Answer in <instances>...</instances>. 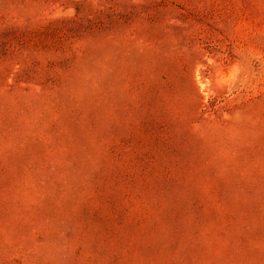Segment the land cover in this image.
<instances>
[{"label":"rangeland","instance_id":"obj_1","mask_svg":"<svg viewBox=\"0 0 264 264\" xmlns=\"http://www.w3.org/2000/svg\"><path fill=\"white\" fill-rule=\"evenodd\" d=\"M0 264H264V0H0Z\"/></svg>","mask_w":264,"mask_h":264}]
</instances>
